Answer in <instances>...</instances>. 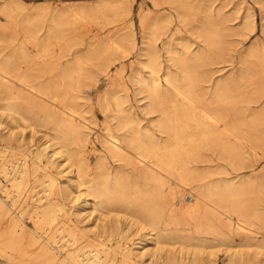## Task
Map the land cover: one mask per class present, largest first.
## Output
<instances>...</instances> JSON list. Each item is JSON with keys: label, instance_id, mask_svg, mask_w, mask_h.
Wrapping results in <instances>:
<instances>
[{"label": "rangeland", "instance_id": "rangeland-1", "mask_svg": "<svg viewBox=\"0 0 264 264\" xmlns=\"http://www.w3.org/2000/svg\"><path fill=\"white\" fill-rule=\"evenodd\" d=\"M177 1L0 0V49H4L0 50V55L15 56L13 53L21 47L18 51L23 50L21 52L22 55L25 53L24 60L23 56L22 59L16 56L15 60L18 61L16 63L19 67L15 68L14 63L12 68L28 76L25 77L27 82L25 80L22 84L11 73H5L13 80L6 84L7 87L11 88V91L19 89L20 97L9 99L14 104L16 102L17 107L19 105V112L25 119L27 118V122L21 121L23 120L19 119L21 115L17 114H14L12 121L6 120V117L2 115V105L8 100L0 95V120L2 119L1 124L6 126L2 129L0 124V164L4 162L3 169L0 165V202L3 206L0 213V245H5L6 250L14 255L22 254L20 261L6 260L0 250V264L14 262L54 264L46 254L41 252L42 246H49L50 249L52 248L51 253L57 256H60V250L69 247L79 246L82 255L92 253L94 248L105 247L108 250V259L113 260V264H137L134 260H138L141 264H166L164 261L156 262L158 259H152L147 255L141 258L136 257L134 252L130 253L133 261H129L122 255L125 249L135 246L132 242L139 239V233L135 230L129 229L126 233L121 231L126 228L123 215L128 214L127 211L130 208L133 211L141 206L148 211L144 213V217L150 218L145 215H150L153 211L152 217L156 214L155 224L156 221L159 224L157 228H165L168 234L171 232L168 229H177L178 232H174L181 234L185 239L190 240L191 236L205 238L208 242H212V245L223 237L225 243L221 248L249 256L244 263H240L238 259L230 261L224 258L222 251L215 248L216 254L210 257L205 253L210 251L206 246L209 243H206L203 246L207 249L201 247V251L197 250V257H194V261L189 264H264V0H179V3ZM56 19H63V23L66 22L65 26L63 25L64 31L62 30L64 34L61 32L60 37L45 39L44 48H38L39 40L43 41L47 29L53 26ZM148 29L154 32L153 40L155 41L152 43L159 54L158 59L163 69L165 65H171L166 52L167 48L178 52H183L187 48V52L182 53L184 60L187 59V62L183 63L184 66L180 65L177 70L174 65L170 68L178 74L177 76L184 73L182 69H186L185 71L192 72L191 74L196 77L194 83L197 85L193 83L192 91L194 92L191 91L193 99L191 96L188 98L192 100L193 104L190 102L192 106L188 104V99L183 97L181 99L178 92L179 96H176L174 89L168 90V97L166 91L164 96L156 98L158 100L150 101L152 102L150 105L146 91L138 92L129 80L135 67L136 70L140 69L138 70L140 73L146 74L147 68L137 59L144 58V56L139 57L138 54L139 49L146 46L142 41L146 30L150 32ZM147 47L149 48L148 44L145 50ZM146 51L150 53L148 49ZM10 52L12 55L8 54ZM219 82L224 91L222 90L217 96L216 93L212 94L215 91L212 89L214 84ZM18 84L22 88L23 85H25L24 88H29L20 90ZM41 86L48 87L45 94L38 91L43 88ZM37 87L41 88L36 89ZM111 90L114 93H111ZM107 92L116 95L118 99L116 97L114 99L113 95L110 97L112 100H109ZM102 94L110 101L107 103L106 98L103 100L102 97L101 102L104 103V107L99 103V96ZM202 108L217 118L212 121L201 117V112L198 111ZM61 114H71L69 117L80 118V121L86 123V128L88 126L85 151L80 152L79 146L73 142L69 144L74 154V161L78 163L76 166L80 165L82 157L89 167L96 162L98 165L101 163L102 167H99L101 171L107 172L105 176L111 172L112 176L117 174L120 176L117 177L122 179V189L124 188V190L121 189L122 193L124 191V197H117L119 204L111 205L112 208L114 206V211L118 212V215L115 214L116 212H113L115 215L112 212L109 213L115 217L117 215L118 223L114 221L109 223L111 215L108 217V214L96 227L88 220L77 221L78 236L75 241L71 240L65 231L56 229L60 224L75 227L72 221L76 218L68 209L70 206L68 199L65 200L64 206L67 212H58L57 219L60 222L53 227L44 224L45 222H42L43 224L35 222L34 216L36 206L45 205L47 200L56 196L55 193L50 197L46 196L48 190L44 169L51 171L56 180H63L62 173L58 168L51 167L45 155L36 161L41 166L36 171H32L34 164L36 165L33 158H35L40 134L49 132L55 124L54 121ZM116 115L119 119L122 115L124 118L137 119L141 126L149 128L156 136H161L163 141L168 139L170 132L167 131L164 134L158 132L155 122L159 119H165L168 128L170 127L169 130L217 127L218 134L222 131L223 136L215 134V137H210L211 145L206 143L209 139L204 142L205 145L202 143L197 150L198 153L196 152L197 155L188 158V164L192 169L201 172L204 182H215L218 179L216 183L242 185L243 191L240 198L243 206L245 205L250 213L251 219L248 224L252 229L249 235L245 236L228 227L235 225V220L240 218L229 209L231 203L237 200L232 196L225 197L221 203L224 214L221 211L207 209L199 224L197 223L202 228L209 225L210 232H204L201 229L193 231L192 226L196 222L191 220L192 212L178 206L180 203L183 204V200L184 202L195 200V195L189 192V188L186 190L176 186L166 171L155 168L158 176H161V180L163 179V185L160 187V183L155 178H145L141 172H138L141 169L135 164L136 158L132 149L125 146L127 149L123 147L119 153L113 155L102 145L103 129L106 124L107 127L112 126L113 122L116 124L115 122L118 121ZM229 120L232 121L229 122ZM210 124H212L211 127ZM7 129L8 132H6ZM219 136L222 137L221 140ZM214 138L217 140L214 141ZM217 141L229 146L232 144L226 150L233 155L226 154L225 150L224 154L222 149L223 154L221 150L217 152L216 143L213 144ZM236 155H239V158H236ZM228 156L231 160L227 159ZM25 164L27 169L25 181L16 188L11 185V182L19 175L20 169ZM202 178L192 179L187 186H193L196 182L202 183ZM172 183L179 190L177 194H182L181 196L176 194V199L174 198L176 207L171 209L167 206L162 215L156 213L161 203L160 193H163ZM129 204L131 205L128 210L120 214ZM213 204L218 203L215 200ZM12 220L19 224L18 231L21 233V235L17 233L18 236L14 238L17 244L13 246L6 243L9 239ZM167 222L170 223L169 226L163 227ZM101 223L104 224V228L101 227ZM100 241L103 242V246ZM188 244L187 248L190 249V246L196 243ZM196 248L198 249V246ZM198 251L204 253L201 254ZM100 254L103 255L102 252Z\"/></svg>", "mask_w": 264, "mask_h": 264}, {"label": "bare ground", "instance_id": "bare-ground-1", "mask_svg": "<svg viewBox=\"0 0 264 264\" xmlns=\"http://www.w3.org/2000/svg\"><path fill=\"white\" fill-rule=\"evenodd\" d=\"M177 3H179V0L177 1ZM126 14H127V12H126ZM62 20L63 19H56L53 26H51L49 29H47V33H45L46 37L44 39H42L43 41L39 40V42H38L39 44L37 43L39 45V46L37 45L38 48L39 47L44 48L47 38H51V37L55 38L56 36L58 37L59 35H61L63 33V31H64L63 25L66 22L63 23ZM151 28H152V26H151ZM153 37H155L153 30L150 32H147V30H146L145 34L143 35V41L142 42H145L146 46L148 44L149 48L147 47V49H148V51H150V53L146 51L147 49L145 50L146 46L144 48H140L139 49L140 52H139L138 56L139 57L144 56V58L143 59H141V58L137 59V61L141 65H143L145 68H147V71H145L146 74L140 73V71H138L140 69L136 70V67H135L134 71L130 75V79L129 78L128 79L131 80V82L133 83V86L135 87V89L138 92L146 91L147 97L149 99V104L152 103L154 99H156V98L159 99V97L164 96L166 91H167L166 96L168 97V90L169 89L170 90L174 89L176 93L178 92L181 95V99H182V97H183V99L184 98L188 99L190 96L192 98L193 94H191V91L193 88L192 86L194 83V79L196 77H194V75L191 74L192 72L190 73L188 71H185L186 69H182V67H181V69H182V71H184V73L177 76L178 74H175L173 72V70H171V68H170L171 65L172 66L174 65V67H176V70H177V67H180V65H182L184 63V61L187 62L186 61L187 59L184 60V58L182 57L183 56L182 53L183 54L186 53L187 48H185L183 50V52H178V51H174L172 48H167L166 52L168 54L169 60L171 61V65L170 64L167 66L165 65V67L163 69L162 68L163 66H161V62L158 59L159 54L156 50L155 45L152 43V41H155V40H153ZM148 42L152 43V44H149ZM19 48L21 49V47H19ZM18 49H16L15 53H13V55L15 54V56L4 57V56L0 55V95H3V97L8 100L2 105V115L5 116L6 120L8 119V121L13 120L14 114H17L18 116L21 115V112H19V108H18L19 105L17 107L16 106L17 103L15 102V104H14L12 102V100L9 99V98H15L16 99L17 97H20L19 96V89L18 90L14 89L11 91L10 90L11 88L9 89L7 87L6 84L8 82H10V83L13 82V80L10 79L11 76L8 77L7 75H5V73H11V75L15 76L17 78V80L21 83L25 82L26 78L28 77V76L24 75L26 73L22 74V73H20V71L18 72L17 69L12 68V65H14V63H15V68L19 67V65L16 63L18 61L15 60L16 56L18 57V59H20L23 56L22 58L24 60L25 53H24V55H22L23 50H21L22 51L21 52L20 50L18 51ZM0 50L2 51L4 49H0ZM9 50H10V48H9ZM12 51H13V49H12ZM11 53L12 52H10L8 54L12 55ZM17 57H16V59H17ZM20 63H22V62L20 61ZM16 65H18V66H16ZM183 66H184V64H183ZM162 69H163V71H162ZM160 70H161V72H160ZM178 70H179V68H178ZM176 72H178V71H176ZM179 73H181V72H179ZM26 82H27V80H26ZM24 84H26V83H24ZM219 84L218 83L214 84L215 86H213L214 88L212 90L214 91V89H215L216 92L214 91V93L212 92V94L216 93V95L218 96L219 93H221V91L224 89L221 86L220 82H219ZM195 85H197V84H195ZM222 85H224V83ZM23 86L25 87V85H23ZM19 87H20V90L24 88V87L22 88L21 85H19ZM41 87H43V86H41ZM41 87H37L36 89H40ZM26 88L28 89L29 87H26ZM26 88H24V89L26 90ZM194 88H195V86H194ZM47 89H48V87L44 86L43 88H41V90H38V91H40V92L42 91V93L45 94L47 92ZM193 92L194 91H192V93ZM107 93L106 94L108 95L109 100H110L111 99L110 97H112L114 95L111 93H114V92L111 90V93L110 92H107ZM109 93H110V95H109ZM172 93H173V91H172ZM178 93L176 94V96L178 95ZM103 94H104V92H103ZM103 94H102V96L100 95L101 97L99 96V103H101L103 106L101 104H99V105L102 107H104V103L101 102L102 101L101 98L103 97ZM216 95H214V96H216ZM172 96H174V95H172ZM115 97H116V95H114L113 98L115 99ZM103 98H104L103 100H105L106 97H103ZM158 99H156V100H158ZM109 100H107V98H106L105 101L108 103ZM188 100H186V101H188ZM150 101H152V102H150ZM191 101L192 100L190 99L188 104ZM111 102L115 104V102H113V101H111ZM191 103H190V105L192 106L193 103L192 104ZM111 104H109V105H111ZM118 104L120 105V103H118ZM188 104H186V105L190 106ZM211 104H213V103H211ZM201 106H203V105H201ZM149 107L152 108L151 106H149ZM189 108H193V107H189ZM195 110H198V109H195ZM198 112H201L200 113L201 117L210 119L212 121L217 118V117H214L215 115L214 116L211 115L212 113L208 112V110H205V108L199 109ZM211 112H213V111H211ZM69 115L71 116V114H68V115L61 114L59 117L57 116L58 118L56 117L57 119H56V121H54L55 124H53L54 126L50 129V131L40 134L39 142L36 146L35 154H34L36 159L33 158V162H35L36 165L35 164H34V166L32 165L34 168H32L33 170L32 169L31 170L36 171L37 168H39L41 166L36 161L37 160L39 161L40 158L45 155L47 157V162L50 163L51 167H55L56 169L58 168L59 172L62 173L61 177L63 178V180L58 181L53 177V175L51 174V171L44 169V175H46V177H47L46 178V180H47L46 188L48 190V194L46 196L49 195V197H50V195H52L54 193L56 196L53 199L51 198V199L47 200L45 205L36 206L37 208L34 211V216L36 217L35 222H38V223L45 222L44 224H47L48 226L53 227V225L60 222V220L57 219L59 217L58 212L59 211L67 212L64 206H65V200L68 199L70 202V206L68 207V209H70L71 214H73L74 217L76 218L75 221H72L73 225L75 227H73V226L71 227L69 225L63 226V224H60L56 227V229H61V230L65 231V233L69 235L70 239L75 241V239L77 238L76 236H78L77 235L78 232L76 231V229H77L76 228V222L88 220L94 224V227L99 226V223L101 221H103L105 215L108 214L107 216L110 217L111 214L109 215V213L116 212V211H114L115 210L114 206L112 208L111 205L114 203L119 204L117 197H119V198L124 197L123 196L124 191H123V193L121 192L123 185L121 183L122 179L120 180V178H118L120 176H118L117 174H115V176H112V174H111L112 172L110 173L111 175L108 174L105 176V174H107V172L105 173V172L101 171V169H100V167H102V166H100L101 163H99V165H98L96 162L97 160L95 161L96 163H94L95 165L92 164V167H93L92 168V167L88 166L89 164H87L86 160L82 157L80 160V165L76 166L77 162L74 161V156H73L74 154L71 152V150L69 148V144H71L73 142L74 144H77L79 146L78 148H79L80 152L85 151L86 143L88 140V137H87L88 126L86 128V123L80 121L79 120L80 118L79 119H76L75 117L71 118V117H69ZM77 116H79V115H77ZM52 117H53V114H52ZM113 117H114V115H113ZM116 117H118V119H117L118 121L116 119H114L117 121V122H115L116 124H113L114 122L112 121L113 122V123H111L112 126L110 125L107 127V124H106V127H104V129H103L104 132H102L103 133V135H102L103 139L101 138L102 139L101 143L104 146V148L107 150V152H109L110 154H113V155L119 153L121 148H123L125 146L128 149L129 148L132 149V151L134 152V157L136 158L135 164L138 168L141 169L140 171L138 170V172H141L145 178H155V180H157L160 183V184L158 183L160 187H162V185H163V182H162L163 179L161 180V178H160L161 176H158L157 170H155V168L166 171L169 174V177L171 176L172 180L176 183V186L178 185V186H180L186 190H188V188H189V192H191L195 195L194 196L195 200L193 199V202H189V201L184 202L185 200H183V202H182L183 204L180 203V205L178 204V206H180L184 210H188V211L190 210L192 212L191 220L194 223L196 222L192 226L193 231H199L201 229L204 232H210L211 228L209 225H205L203 228L198 225L201 218L206 213L207 209H214L216 211H221V213L224 214L225 211L221 208V203L223 202L225 197L232 196V197L236 198L237 200L234 201L233 203H231L229 209H230V211L236 213L237 216L240 218L239 219L237 218L235 220V225L228 226V227L232 231L243 233L245 236L249 235V233L252 230L248 226V224L251 222L250 221L251 219H250V213L248 212V210H246L245 205L243 206V202L241 201V198H240L242 195V191H243L242 185H239V184L234 185L231 183H224V184L223 183H216V181L218 179H216L215 182L212 181L213 183L212 182H204L201 172H198L195 169H192V167L189 166V164H188L189 163L188 158L191 156L194 157V155H197L196 152L200 148V146H202V143H203V145H205L204 142H206V140L209 139V140H207L206 143L210 144L209 141H210V139L212 140V138H210V137H215V134L219 133V130L217 127H215L213 125L215 128H212L211 127L212 124H210V127H211L210 129H209V127H201V128L199 127V129L197 128V130L196 129L190 130L189 128H188V130H185V128L184 129H174V130L171 129V130H169L170 127L168 128L167 122L164 121L165 119L164 120L159 119L158 121L156 120L157 122H155V125L158 128V132L159 133L163 132V134H164V132L167 133V131L170 132V135L168 133V135H169V137H167L168 139H166V141H163L164 139L161 136L158 137L152 131H150L149 128H146L145 126H141L140 122L137 119H132L130 117H129V119L124 118L123 115L120 117V119H119V116L116 115ZM19 119H23L21 121L27 122V120H26L27 118L25 119L24 116H22V115L19 116ZM207 119H206V121H207ZM1 120H0V124L2 122ZM82 120H84V119H82ZM231 121L229 120V122H231ZM5 122H7V121H5ZM1 125H2V129L6 128V126L3 125V123ZM229 125H231V124H229ZM177 126L179 127V125H177ZM31 130H33V129H31ZM118 131H120V132L118 133ZM6 132H8V129L6 130ZM221 132H220V134H221ZM220 134H218V135H220ZM159 135H161V134H159ZM221 135L223 136V134H221ZM220 136H219V139L221 140L222 137H220ZM234 138H236V137H234ZM216 140L214 138V141H216ZM255 142H257V140H255ZM214 143L217 144V145L215 144L217 152H218V150H221V149L223 151L224 150L227 151L226 150L227 147H231V145H232L231 144L229 146L226 143H223L221 141L213 142V144ZM261 145H263V144H261ZM218 147H219V149H218ZM232 147H235V146H232ZM222 150H221V152H222ZM225 151H224V154H225ZM133 152H131V153H133ZM234 152H236V151H234ZM222 154H223V152H222ZM226 154H228V155L230 154L231 156L233 155V154H231V152L229 153L228 151L226 152ZM218 156H219V154H218ZM99 157H101V156H99ZM235 157L239 158V155L238 156L236 155ZM235 157H233V158H235ZM75 158H76V156H75ZM113 158H115V157H113ZM229 158H230V156H228L227 159L231 160ZM236 158H235V160H236ZM140 162H142V163H140ZM3 163L0 164L2 169H3V165H4ZM135 164H133V166H135ZM25 166H26V164L23 166V168L20 169L19 175L17 177L13 178V180L11 182L12 186L19 188L23 184V182L25 181L24 176L27 174L26 173L27 169L25 168ZM161 170H160V172H161ZM199 171H200V168H199ZM166 172H165V174H166ZM159 175H160V173H159ZM203 176L206 178L205 175H203ZM200 178H202L201 179L203 181L202 183L196 182L193 186H187L189 181H191L192 179L199 180ZM172 184H169V186L167 187V189H165L164 192L161 191V192H163V193H160V198H159L161 200V203H159L160 205H158V207L155 211L156 213H161V215H162L163 214L162 212L167 208V206H169L171 209L176 207L174 204V202H175L174 198H175V196H177L179 194V193L177 194V192H179V190L177 189L175 184H173V186H171ZM150 187L151 188H149V189L151 190L152 185ZM122 190H124V188ZM152 192H154V191H152ZM180 192H181V190H180ZM155 193H156V191H155ZM179 195L181 196L182 194H179ZM215 200L218 203L217 205L213 204V202ZM126 203H129V202H126ZM130 205L131 204H129L128 206L126 205L123 212L122 213L119 212V213L123 214L126 209L128 210V207ZM144 208L141 206L137 210H133L134 212L131 210L132 208H130V210L127 211L128 214L125 213L126 215H123L124 221H125L124 226L126 228L121 229V231L126 233L127 232L126 230L130 229V230H135L136 232L139 233L138 241L132 242L133 245H135V246L132 248L125 249L126 251H124L122 253L123 257H125L129 261L134 260L132 258V256L130 255L131 252H134L136 257L141 258L142 256L147 255L148 257H150L152 259H158V260H156V262L159 261V263L164 261L166 264H187V263L189 264V262L191 263V261H194V257L195 258L197 257L196 252H197V250H200L201 247L203 249H207V248L210 249V251L208 249L209 252L205 251L206 255H209L210 257L212 255L216 254L215 253L216 251L214 250L216 248L217 250H220L224 253L225 259H228L230 261L238 259V261L240 263H244L245 262L244 260H247L249 258L248 255L238 254L236 252L228 251V249H226V248H221V246H223L222 244L225 243L223 237L219 238L217 240L218 242L216 244L213 243V245H212L211 244L212 242H208V240L205 238L202 239L200 237L191 236V238H189V239L192 241L185 239L181 234L175 233V232H178L177 229L176 230L171 229L170 227H169L170 229H168V230H170L171 232L168 234L165 232V230H164L165 228H163V227L165 225H166L165 227L169 226L170 223L167 222L164 225L162 224L163 227H161V228H163V229L157 228L159 226V224H157V221H156L157 226L155 224L156 214L154 217H152L153 211H152V214H150L151 216L148 213H146L148 215H145V216H147V217L149 216L150 218H145L144 213L148 212V211H145L146 209H144ZM2 209H3V206L0 202V213H1ZM120 211H122V209H120ZM217 213H219V212H217ZM115 214L118 215V212H116ZM117 215H116V217H117ZM129 215H131L132 217ZM221 215H219V216H221ZM107 216L105 217L106 220L108 218ZM113 216L111 215L110 219ZM116 217L114 216V220H113V218H112V220L109 219V223L111 221H112V223H114V222L116 223L117 222ZM112 223H111V225H112ZM18 226H19V224H17L16 221L12 220L9 239L6 242L7 244H10L11 246L17 244V243L15 244L14 238H16L18 236V234L21 235V233H19V231H18L19 230ZM112 226H114V225H112ZM116 226H117V224H116ZM101 227L104 228L105 227L104 224H102ZM110 228H111V226H110ZM241 229H243V230L245 229V231H243ZM20 232H21V230H20ZM76 232H77V234H76ZM257 241L258 240H256V243H258ZM191 242H192V244H193V242H194V244L196 243L195 245H196V247L198 246V249L196 247H194L195 245L193 246L192 244H191L192 246H190V247L191 248L194 247V248H192V249L191 248L189 249V247L187 248V246L189 245L188 243H191ZM206 243H209V244L206 245ZM218 243L220 245H218ZM18 244H20V243H18ZM100 244L102 246L104 245L103 242H101V241H100ZM204 244L207 246V248H204V247H206V246H203ZM6 248L7 247H5V245H0V250L2 252V256H4V258L6 260H12V261L18 260V261H20L22 259V254L14 255L11 252H8L6 250ZM51 249L49 248V246H42L40 250L42 253L46 254L48 256V259L50 261L54 262V264H113L114 263L113 260L108 259V250L105 247H101L99 249L94 248V249H92V251H93L92 253L87 252L88 255H82L80 252L81 248L79 246H75L73 248L69 247L68 249L60 250V256H57L55 253H51ZM194 249H196V250H194ZM100 252H102L103 255L100 254ZM217 252H219V251H217ZM198 253H201V252L198 251ZM203 253L204 252H202L201 254H203ZM209 256H207V257H209ZM134 261L137 264H141L140 262H138V260H134ZM17 263L18 262H14L13 264H17Z\"/></svg>", "mask_w": 264, "mask_h": 264}]
</instances>
